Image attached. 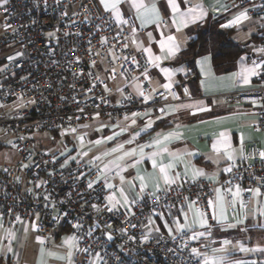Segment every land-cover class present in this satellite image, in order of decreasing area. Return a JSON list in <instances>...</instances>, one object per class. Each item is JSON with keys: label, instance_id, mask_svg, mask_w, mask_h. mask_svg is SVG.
Segmentation results:
<instances>
[{"label": "built area", "instance_id": "obj_1", "mask_svg": "<svg viewBox=\"0 0 264 264\" xmlns=\"http://www.w3.org/2000/svg\"><path fill=\"white\" fill-rule=\"evenodd\" d=\"M236 5L247 17L261 20L255 49L247 55L248 62L260 65L258 83L222 93L219 99L260 104L257 128L264 129V0H238ZM0 14V45L17 53L0 66V145L1 134L8 135L18 152L14 165L0 166V214L12 225L23 220L35 224L46 246L54 229H67L77 238L74 264H205L206 244L192 239L193 233L169 235L148 226L156 216L193 201L212 218L216 186L224 189L230 217L237 220L231 188L251 193L264 185L263 150L255 143L244 145L241 162L230 164L232 171L217 184L181 180L168 186L167 195L140 189L135 203H120L109 211L110 194L97 179V161L84 164L69 154L38 148L30 135L76 129L96 118H118L150 107L161 112L168 100L190 98L188 86L154 88L152 64L134 47L142 29L133 16L117 20L96 0H3ZM137 81L151 99L132 92ZM64 145L66 150L72 146L68 141Z\"/></svg>", "mask_w": 264, "mask_h": 264}, {"label": "crops", "instance_id": "obj_2", "mask_svg": "<svg viewBox=\"0 0 264 264\" xmlns=\"http://www.w3.org/2000/svg\"><path fill=\"white\" fill-rule=\"evenodd\" d=\"M96 1L106 10L100 0ZM237 1L176 0L181 13H186L188 8L197 5L204 13L201 19L193 23L189 18L186 24L181 23V16L173 13L169 0H118L119 17L111 9L106 10L117 20H121L124 15L133 16L142 29L134 47L143 51L150 49L153 57H160L158 61L151 63L154 88L164 89L161 85L168 83L169 77L163 69H168L172 74V87L186 84L191 93L190 98L180 102L166 101L164 114L150 107L136 112L138 115L135 117L133 114H126L118 118H96L81 127L87 134L80 136V143L89 142L88 147L83 150V154L90 156L87 163L93 160L99 163L102 184L108 194L113 195L121 204V188L129 202L138 196L142 183L146 185L143 190L151 192H156L157 182L163 188L165 184L160 173L162 166L167 169L170 179L175 181L173 184L181 180H207L217 184L225 175V168L232 163L241 162L244 145L255 143L264 151V129L257 128L260 104H225L219 99L222 93L252 89L258 83L259 68L256 69L258 75L249 77L247 84L243 83L239 73L243 67L254 66V63L247 61V55L255 49L261 20L248 17L239 23L222 27L229 25V22L243 12L237 7ZM153 5L155 12L151 11ZM200 30L211 31L213 36L205 52L195 59V70L192 71L188 43ZM222 31L234 42L244 45L245 52L230 67L217 69L213 63V53L221 43L217 33ZM169 36L174 37V40L169 42ZM161 41L165 43L164 49L160 46ZM173 45L174 54L169 56L168 48ZM145 53L149 58V53ZM118 83H122V80ZM131 90L139 96L141 82L133 83ZM149 120L153 123L150 127H145ZM77 130L79 129L76 128L74 132ZM156 140L160 141L158 145ZM97 141L100 143H96ZM71 144L72 151L64 154H69L71 160L78 159L79 155L71 157L77 147L76 143ZM214 144L219 151L213 148ZM119 145H123V148L113 152ZM226 146L228 151L233 152L234 159L227 158ZM141 148L143 155L140 153ZM132 149L136 150L135 155L120 161L122 170H118L111 162ZM153 153H156L155 157L151 155ZM169 165L172 167L168 168ZM196 171L203 175L193 178ZM107 183L114 187L109 189ZM257 188L260 190L259 195L254 194ZM231 190L239 192L238 195L235 194L238 211L235 221L228 212L224 189L216 186L210 202L212 218L202 212L208 225L200 226L201 211L195 205L190 209L189 203L184 208L156 216L148 230L169 235L184 230L193 234L204 233L199 238L206 244L208 264H235L236 261L242 264H264V185H257L251 193L246 192L244 187ZM184 212H187V220L184 219ZM221 215L226 219L214 218ZM0 218V264H74L76 240L72 242L74 246L66 242L68 237L73 236L67 229H54L49 238L50 245L46 246L44 238L31 222L23 220L12 225L1 214ZM177 220L181 224L188 223L191 227L177 230ZM225 241L230 243L225 244ZM9 248L11 251H8ZM251 248L259 250H243ZM70 252L72 256L69 259Z\"/></svg>", "mask_w": 264, "mask_h": 264}, {"label": "snow or ice", "instance_id": "obj_3", "mask_svg": "<svg viewBox=\"0 0 264 264\" xmlns=\"http://www.w3.org/2000/svg\"><path fill=\"white\" fill-rule=\"evenodd\" d=\"M100 2H101V4L104 5V7H105L106 10H107V9H111V10H112L113 12H115L116 15L119 17V12H118V10H117V3H118V0H114V2H111V3L109 2V0H100ZM169 4H170V6H171V8H172L173 13H175L176 15L182 17V18H181V23H185V24H186V23L189 21V18H190L191 22L194 23L196 20L201 19V18L203 17V15H204L203 11L199 8L198 5H197V6H194V7H191V8H188L186 13H181V12H180V5L176 2V0H169ZM151 11H153V12L156 11L154 5H153ZM247 18H248V17H247L246 12H241V13L239 14V16H237V17L234 19V21L229 22V25H222V27L230 26L232 23H239V22H241L242 20L247 19ZM167 40H168L169 42H171V41L174 40V37L169 36V37H167ZM160 46H161L162 49L165 48V43H164V41H161V42H160ZM174 47H175V46L173 45L172 47H169V48H168V54H169V56H171V55L174 54V51H173ZM144 51L149 53V62H151V63H155L156 61H158V60L160 59V57H158V56H157V57H153L152 54H151V50H150V49H144ZM242 59H243V58H242ZM133 62H135V61H133ZM259 67H260V65H259V64H255V63H254V66H253V67H243V68L241 69V72L239 73V76H240L241 80L243 81V83H245V84L249 83V77L254 76V75H258L256 69L259 68ZM113 71H114V70H113ZM163 71H164L165 75L169 77V82H168V83H165V84H163V85H161V87H163L164 89H171V88H172V83H171V75H172V74H171V72H170L168 69H163ZM145 75H146V73H145ZM153 91H156V89H153ZM185 91H187V90H185ZM139 94H140L141 96H144L145 100L151 99L150 96H145V93H144L143 91H140ZM254 103H255V101H254ZM160 111H161L162 114H164V112H165V110H164L163 108L160 109ZM98 115H99V114L97 113V116H98ZM136 115H138V114H137V113H133V116H134V117H135ZM159 118H160V117H157V119H159ZM125 119H127V117H125ZM133 123H135V120H133ZM152 123H153V121L149 120L148 124H146L145 127H150ZM72 131L74 132L75 129H72ZM108 139H112V137H108ZM96 143H100V141H97ZM129 143H130V141H129ZM155 143L158 145V144L160 143V141H159V140H156ZM122 148H123V145H119L118 148L113 149L112 151H113V152H116V151H119V150L122 149ZM213 148L216 149L217 151H219V149L217 148L216 144L213 145ZM135 153H136V150H135V149H132V150H130V151H125L121 156L117 157V159L114 160V161H112L111 163H112L113 165H115V167H116L118 170H122V165L120 164V161H123V160L125 159V157H128V156H134ZM140 153H141V155H143V148L140 149ZM225 154H226V156H227V158H228L229 160L234 159V154H233V152L228 151L227 146L225 147ZM241 154H242V153H241ZM85 155H86V153H85ZM151 155H152L153 157H155L156 153H153V154H151ZM259 155H260L261 158H264V151L260 152ZM155 163H156V162H155V159H153V165H155ZM171 167H172V165H169V166H168V168H171ZM106 170H107V166H105V170H104V171H106ZM224 171H226V172H231L232 169H231V167H228V168H225ZM160 173H161L162 176H163V180H164V184H165L166 188H165V189H161L160 186H159V183L157 182V184H156V193H153V194L160 193V194H163V195H167V194H168V192H167V188H168V186H170L171 184L175 183V181L172 180V179H170V177H169V175H168V171H167V169H166L165 167H163V166L160 167ZM199 175H203V173L200 172V171H196V172L194 173V177H193V178H195L196 176H199ZM97 179L99 180L100 177H97ZM140 179H141V181L143 182V177H141ZM121 180L123 181V177H121ZM92 186H93V183L90 182V183L88 184V187H89V188H92ZM106 186H107L109 189H112V188L114 187L111 183H107ZM145 186H146V185H144L143 183L141 184V191L143 190V188H144ZM133 187H135L134 184H133ZM120 193H121V197L123 198V204H124L125 206H128V205L130 204V202H129V200L127 199V197L124 195V189H123V188L120 189ZM235 194L238 195L239 192L237 191V193H235ZM254 194L259 195V194H260V190L257 188V189L255 190V193H254ZM45 199H47V197H46ZM107 200H108L109 205H110V207L108 208L109 211H112L113 209H116V208H117V205L120 204V201L116 200L115 197H114L113 195H109V196L107 197ZM131 203H135V201H132ZM194 204H195V201L191 202V203L188 205V207H189L190 209H192ZM93 207H95V205H94ZM129 210H130V209H129ZM193 210H194V211H198V210H195V209H193ZM183 215H184V219L187 220V218H188V216H187V212H184ZM214 218L219 219V220H224V219H226V217H224L223 215H221V216L218 217V218H217V217H214ZM0 219H2V218H0ZM17 219H19V217H17ZM165 223H167V222H165ZM176 223H177V230H182V229H184V228H190V227H191L190 224H188V223L181 224V223H179L178 220H177ZM238 223H239V221H238ZM199 224H200L201 227H204V226L208 225V221H207V219L205 218V216H204V214H203L202 212L199 213ZM35 226H36V225L33 224V227H35ZM230 226H234V225H230ZM209 227H210V226H209ZM169 231H171V229H169ZM90 234H91V232H89V235H90ZM11 235H12V234L10 233V234H9L10 238H11ZM202 235H204V233H202V232H201V233H194L193 236H192L191 238H192V239H197V238H199V236H202ZM111 238H112V237H111V234H108V239H111ZM76 239H77V238H76L75 236L68 237L66 242H69L71 246H74V244H73L72 242H74ZM145 239H146V237H145ZM224 243H225V244H228V243H230V242H229V241H225ZM243 250H244V251H257V250H259V249H258V248H251V249H243ZM8 251H11V248H9ZM82 251L87 252L88 249H83ZM192 252H193L194 254H196V255H200L198 249H196V248H193V249H192ZM71 256H72V253L70 252V253H69V259L71 258ZM205 264H207V260H205ZM235 264H242V262H240V261H236Z\"/></svg>", "mask_w": 264, "mask_h": 264}, {"label": "rangeland", "instance_id": "obj_4", "mask_svg": "<svg viewBox=\"0 0 264 264\" xmlns=\"http://www.w3.org/2000/svg\"><path fill=\"white\" fill-rule=\"evenodd\" d=\"M3 0H0V8L2 6ZM4 32V26H3V19L0 14V39ZM17 53H14V47H2L0 45V61L4 62L5 59H10L14 57ZM120 80V79H119ZM1 105V103H0ZM16 105V104H15ZM13 106H10L8 108H5V110L12 108ZM4 110V108H0V111ZM82 126H79L76 132H73L72 129H69L67 131H60L57 134L54 132H34L30 135L31 139L35 141V146L38 148H44L49 149L52 151H61L65 149V142L70 143H76L77 147L74 153L71 155H79L80 157L77 159L78 162L86 164L89 159V155L83 154V150L88 147L89 142H86L84 144L80 143V136L86 135L87 132L85 129H81ZM1 138L4 140V145L0 147V166L4 165H14L18 160V152L17 150L10 145L11 137L8 135L1 134ZM65 151V150H64ZM61 151L62 154L66 152H71L72 148L68 149L64 152Z\"/></svg>", "mask_w": 264, "mask_h": 264}, {"label": "trees", "instance_id": "obj_5", "mask_svg": "<svg viewBox=\"0 0 264 264\" xmlns=\"http://www.w3.org/2000/svg\"><path fill=\"white\" fill-rule=\"evenodd\" d=\"M217 34L221 43L213 53V63L217 69L228 68L245 52L244 45L231 40L224 31H222V33L218 32ZM212 36L213 33L211 31L200 30L197 32L196 36L189 41L188 50L191 53L189 63L192 71L195 70L193 67L195 59L205 52ZM5 61H0V66L3 65ZM54 133L57 134L58 131H55ZM0 147H2V145H0Z\"/></svg>", "mask_w": 264, "mask_h": 264}]
</instances>
